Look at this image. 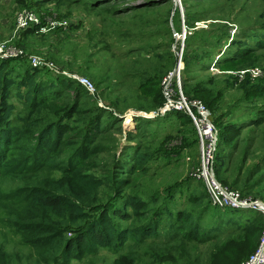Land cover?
<instances>
[{
  "label": "rangeland",
  "instance_id": "1",
  "mask_svg": "<svg viewBox=\"0 0 264 264\" xmlns=\"http://www.w3.org/2000/svg\"><path fill=\"white\" fill-rule=\"evenodd\" d=\"M28 6L50 23L57 14L67 20L55 28L58 33L43 28L42 37L30 39L61 52L49 55L54 61L41 58L47 62L41 70L87 77L96 87L80 108L100 110L106 130L97 133L92 118L76 141L70 124L81 117L68 114L64 121L71 143L62 151L77 150L75 168L104 183L96 199L83 201L94 211L104 206L102 212L121 228L152 234L127 242L119 253L100 249L71 264H243L249 259L261 238L242 232L258 228L252 221L258 215L215 206L206 185L195 179L201 156L193 121L150 115L161 108V81L182 59L179 70L186 64L185 73L208 91L206 96L183 91L185 98L204 102L219 129L227 130L215 158L219 180L242 198L264 203V0H0V45L19 44L17 15ZM24 59L5 62L16 69V61L30 64ZM128 115L132 124L126 123ZM86 130L96 132L88 145ZM138 151L145 163L137 161ZM14 184L4 179L1 185ZM130 199L138 204L126 206ZM6 220L0 247L7 264H51L40 262L39 253L21 239H10Z\"/></svg>",
  "mask_w": 264,
  "mask_h": 264
},
{
  "label": "trees",
  "instance_id": "2",
  "mask_svg": "<svg viewBox=\"0 0 264 264\" xmlns=\"http://www.w3.org/2000/svg\"><path fill=\"white\" fill-rule=\"evenodd\" d=\"M26 10L38 12L37 8L30 6ZM37 30L31 28L16 33L19 44L26 39L36 38L39 35ZM250 55L252 51L243 56ZM20 61L29 62L28 59ZM186 70L184 64V94L206 96L208 91L202 88L197 78L188 76ZM75 84L65 76H53L49 71L33 68L31 64L22 67L16 61L15 69L8 61L0 62V227L6 218L4 225L10 230L9 238L14 241L16 237L21 239L25 246L39 253L42 263L71 264L84 256L97 255L100 249L119 253L127 242L137 241L140 235L152 236L144 228H121L109 221L106 216L108 211L102 212L104 206L94 211V206L86 205L83 201L84 197L96 199L104 183L90 179L75 168L72 159L77 150L62 151L64 144L71 143L69 127L64 121L68 114L81 117V120L70 124L76 127V141H80L84 127L92 118V125L98 128L97 133L106 128L101 124L104 118L100 110L88 108L86 112L80 108L84 106L82 100L89 98L90 94L77 82ZM159 92L157 106L162 107L165 99L161 84ZM13 93L16 103L12 101ZM71 95L74 98L70 100ZM92 109H95L94 112ZM172 115L185 123H192V119L183 113ZM214 123L219 133V143L223 142L227 130L219 129L216 120ZM94 133L89 130L83 133L86 145L95 139ZM63 155H67L65 161ZM79 159L80 154H77L76 160ZM136 159L139 163H145L147 157L138 151ZM214 167L218 181L224 186L218 178L220 170L216 167V161ZM4 179L12 180L15 184L3 188L1 184ZM132 203L138 204L130 199L125 205ZM255 214L259 219L252 221L258 228L245 227L242 233L258 241V234L260 239L264 231V219ZM191 219L188 215L184 217L188 222ZM5 258L0 247V264H7Z\"/></svg>",
  "mask_w": 264,
  "mask_h": 264
},
{
  "label": "built area",
  "instance_id": "3",
  "mask_svg": "<svg viewBox=\"0 0 264 264\" xmlns=\"http://www.w3.org/2000/svg\"><path fill=\"white\" fill-rule=\"evenodd\" d=\"M16 24V33H21L31 28H38L42 25L41 18L38 14L30 10H24L18 13ZM24 57H29L30 63L35 69H42L44 66L47 67L46 61L41 60L40 57L28 55L26 50L20 46L16 45L15 48H12L8 46V43L0 45V60L5 61ZM179 63L175 70L162 82V94L165 99L164 105L158 111L152 113L150 117L164 118L166 115L177 113H183L190 117L198 132L201 156V167L194 174V177L206 185L213 204L218 207L230 208L233 210H250L259 214L264 219V203L242 198L239 192L224 187L218 181L214 164L219 143V133L215 126L214 119H210L212 116L206 105L200 100H187L185 98L182 90L183 70H179ZM60 73L77 82L90 95L96 94L95 85L87 77L76 74L67 75L65 72L61 71ZM243 264H264V231L256 252L243 262Z\"/></svg>",
  "mask_w": 264,
  "mask_h": 264
},
{
  "label": "crops",
  "instance_id": "4",
  "mask_svg": "<svg viewBox=\"0 0 264 264\" xmlns=\"http://www.w3.org/2000/svg\"><path fill=\"white\" fill-rule=\"evenodd\" d=\"M43 16L44 15H42V17L40 16L41 23H42V25H41L42 26V29L39 30V28L41 26L38 27L37 34L43 33V28H47V30H49V32H51V31H56L55 30L56 27H61V26L63 27V24L64 25L67 24V20H61V19H59V17L57 15L54 16L55 17V20H56L54 23H50L49 20H47ZM60 31H62V28H61ZM18 38L19 37L16 34V40H18ZM30 39H34V38L26 39V40L22 41L21 44H18V45H23L21 47H23V48H25L27 50L26 53L28 55H31V56H35L36 55L37 57H40L43 60H48L47 58H49L50 60L54 61L53 59H51L49 57V55L52 56V55H55V54H61V52H58V53H52V51L50 52L49 46L40 44L39 42H41V40L39 41L38 39H37L38 42L36 44L32 45V42L30 41ZM34 49H36V51H38V52L34 51ZM33 53H35V54H33ZM26 58H28V60H29V57H26ZM71 71L73 72V71H77V70H71Z\"/></svg>",
  "mask_w": 264,
  "mask_h": 264
},
{
  "label": "bare ground",
  "instance_id": "5",
  "mask_svg": "<svg viewBox=\"0 0 264 264\" xmlns=\"http://www.w3.org/2000/svg\"><path fill=\"white\" fill-rule=\"evenodd\" d=\"M180 70H183L182 63H181V69ZM126 119H127V121H126L127 124H132V122H133L132 115H128Z\"/></svg>",
  "mask_w": 264,
  "mask_h": 264
},
{
  "label": "water",
  "instance_id": "6",
  "mask_svg": "<svg viewBox=\"0 0 264 264\" xmlns=\"http://www.w3.org/2000/svg\"><path fill=\"white\" fill-rule=\"evenodd\" d=\"M180 62H182V59H181V61H180ZM210 119H211V120H213V118H212V117H211Z\"/></svg>",
  "mask_w": 264,
  "mask_h": 264
}]
</instances>
